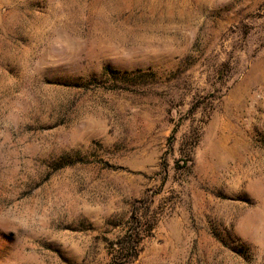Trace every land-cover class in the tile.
Returning a JSON list of instances; mask_svg holds the SVG:
<instances>
[{
  "label": "rangeland",
  "instance_id": "obj_1",
  "mask_svg": "<svg viewBox=\"0 0 264 264\" xmlns=\"http://www.w3.org/2000/svg\"><path fill=\"white\" fill-rule=\"evenodd\" d=\"M0 264H264V0H0Z\"/></svg>",
  "mask_w": 264,
  "mask_h": 264
},
{
  "label": "trees",
  "instance_id": "obj_2",
  "mask_svg": "<svg viewBox=\"0 0 264 264\" xmlns=\"http://www.w3.org/2000/svg\"><path fill=\"white\" fill-rule=\"evenodd\" d=\"M134 232H132L131 234H129L128 236L131 238L132 236H134V234H133ZM131 250H133V254L131 255V260L132 259H135L136 257H137V255H138V248H136V247H131ZM118 251V253H123L124 251H125V248L122 246L120 249H118L117 250Z\"/></svg>",
  "mask_w": 264,
  "mask_h": 264
}]
</instances>
